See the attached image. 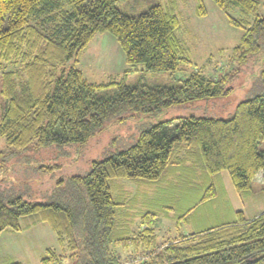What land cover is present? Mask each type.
<instances>
[{"label":"trees","instance_id":"1","mask_svg":"<svg viewBox=\"0 0 264 264\" xmlns=\"http://www.w3.org/2000/svg\"><path fill=\"white\" fill-rule=\"evenodd\" d=\"M119 1L0 0V138L7 147L84 146L106 121L123 122L128 113L151 116L230 94L225 87L229 76L199 72L170 87L128 85L124 79L88 82L76 68L77 57L98 33L112 35L126 63L141 64L145 71L173 73L180 63H190L176 36L174 7L153 4L133 17L119 10ZM212 2L221 10L238 8L244 17L229 21L246 27L231 52L234 62L245 65L262 50L264 0ZM251 17V23L245 20ZM106 88L113 94L103 93ZM0 157L4 172L5 154ZM187 162L204 177L227 172L239 194L257 174L264 176V90L239 102L226 119L189 115L158 123L128 149L92 162L87 173L58 177L43 193L44 203L25 200L27 186L9 182L5 189L0 184V234L20 232L21 220L28 217L46 223L78 264H123L116 248L139 251L130 264H264V212L247 220L239 211L235 220L156 246L158 215L146 211L139 232H130L125 201L113 195L114 181L158 183ZM58 169L36 170L47 175ZM40 264H62V258L49 249Z\"/></svg>","mask_w":264,"mask_h":264},{"label":"rangeland","instance_id":"2","mask_svg":"<svg viewBox=\"0 0 264 264\" xmlns=\"http://www.w3.org/2000/svg\"><path fill=\"white\" fill-rule=\"evenodd\" d=\"M153 4H160L162 8H175L179 20L176 36L190 63H180L173 73L145 71L141 64H127L115 38L104 32L96 34L77 57L76 68L83 77L98 85L124 79L128 85L170 87L194 72L217 79L226 75L229 79L225 87L232 90L230 94L151 116L128 113L121 117L124 118L123 122L106 121L103 128L84 146L28 147L24 151H15L0 138V153L5 154V171L0 172L3 188L8 189L11 185L27 186L28 191L23 190L25 200L44 203L46 198L43 193L52 188L58 177L87 173L92 162L128 149L137 142L143 131L158 123L172 122L178 117L189 115L226 119L232 115L239 102L264 90V36L263 44L261 39V52L252 56L245 65H238L231 59L232 49L238 45L246 28L235 27L229 21V18L244 20L238 8L229 6L221 10L212 0H120L118 8L122 13L137 17ZM201 11L204 14L200 17ZM245 20L251 23L253 18ZM113 92V88L103 91L108 95ZM3 105L4 101L0 97V116ZM258 148H263V142L259 143ZM190 163L175 168V173L170 172L158 183L114 181L113 195L125 201L124 221L130 232H139L140 217L146 211L158 215L154 229L156 246L235 220V213L239 211L247 220L264 212L262 174H257L250 188L239 194L227 172L204 177L199 168L192 165L191 170ZM52 165H59L60 169L53 174L37 173L38 168ZM26 224L30 226L27 230L0 234V264H40V259L46 256L49 249L62 258V264H78L77 257L70 258L58 245L56 235L46 223L38 222L32 226V219L28 217L21 220L23 227ZM114 252L120 256L123 264H130L139 258V251L132 248H116Z\"/></svg>","mask_w":264,"mask_h":264},{"label":"crops","instance_id":"3","mask_svg":"<svg viewBox=\"0 0 264 264\" xmlns=\"http://www.w3.org/2000/svg\"><path fill=\"white\" fill-rule=\"evenodd\" d=\"M37 224H38V223H33V222H32V226H35V225H37ZM29 227H30V226H28L27 224L24 225V229H26V230L29 229ZM24 229H23V230H24Z\"/></svg>","mask_w":264,"mask_h":264}]
</instances>
